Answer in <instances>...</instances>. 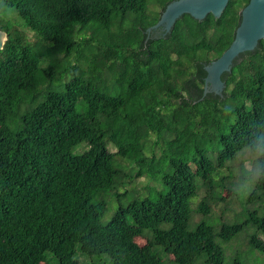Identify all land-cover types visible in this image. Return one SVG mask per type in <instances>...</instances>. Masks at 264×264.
<instances>
[{
  "label": "trees",
  "instance_id": "16d2710c",
  "mask_svg": "<svg viewBox=\"0 0 264 264\" xmlns=\"http://www.w3.org/2000/svg\"><path fill=\"white\" fill-rule=\"evenodd\" d=\"M170 1L0 0V264H246L243 229L264 255V183L214 213L238 155L264 170V39L203 95L248 0L148 32Z\"/></svg>",
  "mask_w": 264,
  "mask_h": 264
},
{
  "label": "water",
  "instance_id": "95a60500",
  "mask_svg": "<svg viewBox=\"0 0 264 264\" xmlns=\"http://www.w3.org/2000/svg\"><path fill=\"white\" fill-rule=\"evenodd\" d=\"M228 0H171L161 11L158 20L147 28V31L171 30L175 21L184 13L201 20L208 13L218 18ZM264 39V0H248L240 10V21L235 29L229 46L219 55L204 65L203 95L208 92L221 94L224 81L221 75L230 71L233 60L242 52L253 50L260 40ZM6 41V33L0 30V49Z\"/></svg>",
  "mask_w": 264,
  "mask_h": 264
},
{
  "label": "rangeland",
  "instance_id": "374dc122",
  "mask_svg": "<svg viewBox=\"0 0 264 264\" xmlns=\"http://www.w3.org/2000/svg\"><path fill=\"white\" fill-rule=\"evenodd\" d=\"M253 160V152L245 150L242 154L238 155L233 163V171L235 175H241V172L244 171L246 167L251 166L252 163L249 164V161ZM137 183L135 185L136 190L142 189L141 185L143 184V177L137 178ZM231 194L230 191L226 192V196H229ZM130 199V196H119L116 197V199H110L108 202L107 209L105 213L102 216V220H107L110 216L111 211L117 206L118 204H126ZM245 205V200H233L228 207L224 210V204H220L216 207H214V213L219 216H231L234 213H238L242 207ZM239 221L243 220V216L238 218ZM246 230L243 229V231L240 234H237V237L230 241V242H224L221 243L222 247H225L224 251V258L226 261L230 260L236 251L239 252L241 259H246V264H264V255L259 252H249V246L247 244L245 232ZM260 237L264 240V234L260 235ZM139 243H143L144 239L137 238ZM80 251L77 250L75 257H79ZM107 255H102L101 257L92 256L91 258H82V261H88L87 264H108L106 261ZM80 259V258H79ZM53 260L52 258H48V264H52ZM83 264V263H82ZM168 264H172L171 262H168ZM198 264V263H197Z\"/></svg>",
  "mask_w": 264,
  "mask_h": 264
},
{
  "label": "clouds",
  "instance_id": "9594fccd",
  "mask_svg": "<svg viewBox=\"0 0 264 264\" xmlns=\"http://www.w3.org/2000/svg\"><path fill=\"white\" fill-rule=\"evenodd\" d=\"M251 164V160L249 161ZM261 183H264V170L246 167L236 182L231 185V193L234 199L246 200Z\"/></svg>",
  "mask_w": 264,
  "mask_h": 264
}]
</instances>
